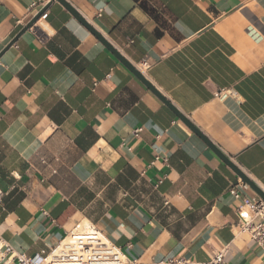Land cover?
I'll return each mask as SVG.
<instances>
[{
  "label": "crops",
  "instance_id": "1",
  "mask_svg": "<svg viewBox=\"0 0 264 264\" xmlns=\"http://www.w3.org/2000/svg\"><path fill=\"white\" fill-rule=\"evenodd\" d=\"M37 1L0 0V237L34 254L90 223L138 264H264L211 148L264 193V0H62L165 101L57 0L19 35Z\"/></svg>",
  "mask_w": 264,
  "mask_h": 264
},
{
  "label": "built area",
  "instance_id": "2",
  "mask_svg": "<svg viewBox=\"0 0 264 264\" xmlns=\"http://www.w3.org/2000/svg\"><path fill=\"white\" fill-rule=\"evenodd\" d=\"M44 6L43 0L31 5L38 14ZM42 18L38 19V21ZM131 44V41L127 43ZM126 44H121L124 47ZM137 130L135 133H137ZM230 187L228 193L241 201L236 212L238 221L233 225L240 234H247L257 246L264 262V200L255 195L250 198L242 197ZM4 193L0 190V203ZM226 250L222 249L204 262H198L184 255H177L160 260H153V264H226ZM0 264H138L136 260H129L110 242L93 224L78 223L55 246L48 251L27 254L15 250L8 242L0 237Z\"/></svg>",
  "mask_w": 264,
  "mask_h": 264
},
{
  "label": "water",
  "instance_id": "3",
  "mask_svg": "<svg viewBox=\"0 0 264 264\" xmlns=\"http://www.w3.org/2000/svg\"><path fill=\"white\" fill-rule=\"evenodd\" d=\"M60 3H62L72 14L73 16H75L77 18V20L79 22H81L91 33H93L101 42L102 44L112 53L114 54V56L122 63L124 64L146 87H148L158 98H160L162 101L163 98L160 96V94L132 67L130 66L123 58L122 56L115 50L113 49L109 44H107L101 37H99L94 30L83 20L81 19L78 14L72 10L65 2H63L62 0H57ZM45 8H43L38 14H36L34 16V18L25 26V28L22 30V32L19 34L21 35L24 31H26L27 29L31 28L37 21L38 19L41 17V15L44 13ZM18 35V37H19ZM15 40H13L11 42V44L14 43ZM10 44V45H11ZM9 45V46H10ZM7 46L3 51H5L6 49H8ZM3 52L0 53V56ZM177 116L179 118H181L196 134H198L195 129L192 128V126L183 118L181 117L179 114H177ZM199 135V134H198ZM211 147V146H210ZM221 158L222 160L229 166L232 168V170L236 173V175L247 185L250 187V189L257 195L259 196L261 199L264 200V193L253 183L251 182L241 171H239L237 168H235L233 166V164L225 157H223L221 154H219V152H217L213 147H211Z\"/></svg>",
  "mask_w": 264,
  "mask_h": 264
}]
</instances>
